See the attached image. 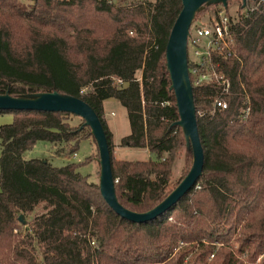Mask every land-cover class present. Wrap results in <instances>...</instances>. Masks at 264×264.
I'll return each mask as SVG.
<instances>
[{"label":"trees","instance_id":"obj_1","mask_svg":"<svg viewBox=\"0 0 264 264\" xmlns=\"http://www.w3.org/2000/svg\"><path fill=\"white\" fill-rule=\"evenodd\" d=\"M30 2L0 0V95L58 92L85 102L107 139L118 202L134 213L150 211L192 167L182 130L173 126L179 115L165 62L181 0ZM203 8L202 25L223 9ZM225 12L232 46L213 62L228 93L216 84L195 86L190 76L202 175L155 220L135 224L116 215L98 184L78 172L82 163L24 159L39 141L52 144L57 157L76 154L81 140L94 141L82 119L0 111L13 117L0 127V264H264V4L245 17L241 0H228ZM217 98L226 110L213 108ZM109 99L127 112L130 134L119 145L147 149L153 160L114 157L103 118ZM178 157L186 168L174 182Z\"/></svg>","mask_w":264,"mask_h":264},{"label":"water","instance_id":"obj_2","mask_svg":"<svg viewBox=\"0 0 264 264\" xmlns=\"http://www.w3.org/2000/svg\"><path fill=\"white\" fill-rule=\"evenodd\" d=\"M241 2L244 9L247 0H241ZM181 3L182 9L172 26L166 43L165 62L170 79V90L173 92L179 115V120L173 126H178L182 130L186 146L192 152V167L176 188L150 211L134 213L118 202L107 139L100 119L85 102L58 92L40 93L25 98H13L7 94L0 95V111L62 112L82 119L84 126L90 129V134L98 148L100 167L98 187L102 198L116 215L135 224L147 223L161 216L187 194L202 175L203 149L198 133L193 88L189 77L187 39L195 15L203 6L220 4L223 9H226L228 0H181Z\"/></svg>","mask_w":264,"mask_h":264},{"label":"rangeland","instance_id":"obj_3","mask_svg":"<svg viewBox=\"0 0 264 264\" xmlns=\"http://www.w3.org/2000/svg\"><path fill=\"white\" fill-rule=\"evenodd\" d=\"M20 2L25 6L31 3L30 0H20ZM206 10H207L206 8L203 9L201 8L199 10L200 12L198 11L200 13L197 17L198 21L193 22L192 27L204 24V21H206L208 17ZM140 75L141 72L138 74V77H140ZM104 119L107 122V124L110 126V128L113 130L115 139L118 140L117 158L119 160L141 162V161H149L154 159L153 156L148 151L127 149L119 145L121 139L130 134V127H129L126 109L118 101L113 104L105 105ZM12 120H13L12 115L0 114V127L3 125L10 124ZM54 150L55 149L52 144L45 141H39L33 147L32 150L24 154V159L47 160L53 167H62L69 162H74L78 164L82 163L78 169V172L81 175L87 176L90 182L98 184L99 174H100V167L98 163L99 161L98 148L96 143L92 140L91 137L81 140L76 156L57 157L54 155ZM185 168H186L185 163L182 157L176 158L173 166L174 182L183 174V170H185ZM31 219L32 216H27L24 218L26 226L29 224V222H31Z\"/></svg>","mask_w":264,"mask_h":264},{"label":"built area","instance_id":"obj_4","mask_svg":"<svg viewBox=\"0 0 264 264\" xmlns=\"http://www.w3.org/2000/svg\"><path fill=\"white\" fill-rule=\"evenodd\" d=\"M261 4H264V0L258 1L253 6L246 4L243 13L245 17L257 11ZM231 46L232 30L225 9L218 11L209 24L191 26L187 39V55L189 77H192L195 86L216 84L222 89L221 95L228 93L230 89L229 81L223 73L218 71L219 64L213 62V56L229 52ZM113 85L117 88L125 87V83L121 80H114ZM213 108L226 110L227 103L221 98H217L213 102ZM242 112L248 114L249 108L247 107ZM73 156H76V154Z\"/></svg>","mask_w":264,"mask_h":264},{"label":"crops","instance_id":"obj_5","mask_svg":"<svg viewBox=\"0 0 264 264\" xmlns=\"http://www.w3.org/2000/svg\"><path fill=\"white\" fill-rule=\"evenodd\" d=\"M117 101L114 100V99H109V100H106L103 102V111H104V108H105V105H108V104H113V103H116ZM104 118V117H103ZM105 120V119H104ZM106 122V121H105ZM107 124V122H106ZM107 127L109 128V130L111 131L112 135H113V143L115 145V148H114V157L119 160L117 158L118 156V148H117V144H118V140L115 139V135H114V132L113 130L110 128V126L107 124ZM145 151H148L147 149H144Z\"/></svg>","mask_w":264,"mask_h":264}]
</instances>
